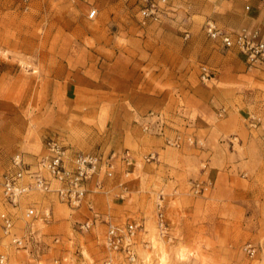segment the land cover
Returning <instances> with one entry per match:
<instances>
[{"label": "rangeland", "instance_id": "rangeland-1", "mask_svg": "<svg viewBox=\"0 0 264 264\" xmlns=\"http://www.w3.org/2000/svg\"><path fill=\"white\" fill-rule=\"evenodd\" d=\"M232 4L165 0L145 15L146 0H31L27 7L0 0V175L13 154L30 161L50 136L74 151L128 149L130 173L105 177L103 189L88 184L87 198L113 222L144 224L133 264H264V113L212 110L194 93L225 86L214 77L236 69L237 51L203 29L208 20L236 29L217 16ZM203 66L211 72L205 81ZM176 133L194 143L167 144ZM149 153L155 158L144 159ZM196 182L205 190L195 192ZM29 200L52 208L50 223L35 222L50 249L39 256L15 248L0 228L7 264H103L106 225L80 230L91 215L85 203L70 208L39 193ZM16 227L23 233V220ZM55 235L60 243H52Z\"/></svg>", "mask_w": 264, "mask_h": 264}, {"label": "built area", "instance_id": "built-area-1", "mask_svg": "<svg viewBox=\"0 0 264 264\" xmlns=\"http://www.w3.org/2000/svg\"><path fill=\"white\" fill-rule=\"evenodd\" d=\"M31 0H20L27 7ZM148 6L143 13L148 15L154 13L159 2L165 0H146ZM96 9L90 10L88 17L96 15ZM204 32L207 37L219 42L227 50H236L243 55L248 69L258 68L264 65V38L256 28L242 26L236 29H228L218 26L212 20L204 24ZM211 72L207 66L202 67V81L210 78ZM251 125L255 126V118L251 117ZM264 139V138H263ZM167 144L179 147L183 143H194L193 136H183L176 133L174 136L166 137ZM155 153H149L144 159L155 158ZM133 156L128 149L111 150L107 153L92 151H74L64 144L58 137L50 136L45 140L43 152L34 155L29 161L20 153L11 156L6 169L0 175V201L3 209L0 211V228L9 244L18 249H32L33 253L43 255L50 245L42 240L43 233L39 232L35 222L41 221L48 224L52 221L53 211L48 205H40L37 201L29 200L30 197L39 193L50 201L57 200L70 208H78L84 203L90 216L79 223L81 231H87L98 222L106 225L102 238V245L107 252L103 264H133L138 259L137 248L139 235L144 231V224L140 220H130L123 223L111 221L107 215H103L94 209L92 200L87 198L88 184L94 182L96 189L104 188V178H114L119 169L127 175L129 167L133 163ZM120 193L123 197L127 192L124 182H118ZM200 182L193 184V190L200 192L205 190ZM163 198L158 195L157 228L160 234L167 231L163 214ZM23 220V233H19L16 221ZM60 236H53L52 243H60ZM148 246V241H142ZM249 253L255 248L250 244L246 246ZM54 264H62L59 258H53ZM0 264H7V256L0 254Z\"/></svg>", "mask_w": 264, "mask_h": 264}, {"label": "crops", "instance_id": "crops-1", "mask_svg": "<svg viewBox=\"0 0 264 264\" xmlns=\"http://www.w3.org/2000/svg\"><path fill=\"white\" fill-rule=\"evenodd\" d=\"M232 2V6H224L223 13L217 16L224 18L226 22L229 20L236 28L242 26L256 28L264 38V0H232ZM235 55L236 69L228 75L214 77L225 86L219 87L213 84L210 87H198L194 93L212 110L214 106L223 107L227 114L236 110L243 118H245L244 114L251 113L254 108L264 113V66L253 68L254 71L250 72L247 70L243 55L238 52H235ZM250 83H256L257 87L250 89ZM233 84H240L242 87L237 88ZM255 97H259V100H255ZM203 128L208 132L213 129L210 125H205Z\"/></svg>", "mask_w": 264, "mask_h": 264}, {"label": "bare ground", "instance_id": "bare-ground-1", "mask_svg": "<svg viewBox=\"0 0 264 264\" xmlns=\"http://www.w3.org/2000/svg\"><path fill=\"white\" fill-rule=\"evenodd\" d=\"M162 259H163V256H161V260H159L160 262L162 261ZM161 264H162V262H161Z\"/></svg>", "mask_w": 264, "mask_h": 264}]
</instances>
